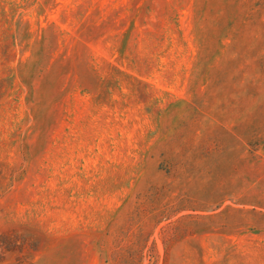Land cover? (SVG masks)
Returning <instances> with one entry per match:
<instances>
[{
  "label": "rangeland",
  "instance_id": "obj_1",
  "mask_svg": "<svg viewBox=\"0 0 264 264\" xmlns=\"http://www.w3.org/2000/svg\"><path fill=\"white\" fill-rule=\"evenodd\" d=\"M0 264H264V0H0Z\"/></svg>",
  "mask_w": 264,
  "mask_h": 264
}]
</instances>
